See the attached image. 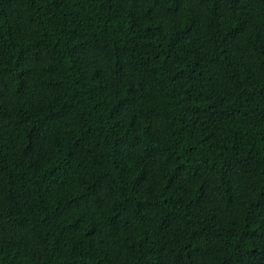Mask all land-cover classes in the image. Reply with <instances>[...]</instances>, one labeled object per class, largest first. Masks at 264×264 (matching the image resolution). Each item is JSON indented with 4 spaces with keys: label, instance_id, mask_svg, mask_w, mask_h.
I'll list each match as a JSON object with an SVG mask.
<instances>
[{
    "label": "trees",
    "instance_id": "obj_1",
    "mask_svg": "<svg viewBox=\"0 0 264 264\" xmlns=\"http://www.w3.org/2000/svg\"><path fill=\"white\" fill-rule=\"evenodd\" d=\"M0 264H264V0H0Z\"/></svg>",
    "mask_w": 264,
    "mask_h": 264
}]
</instances>
